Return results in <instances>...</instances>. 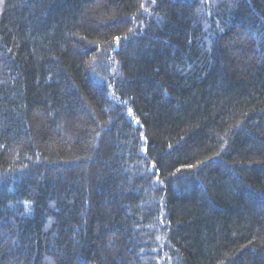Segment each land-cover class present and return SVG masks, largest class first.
I'll use <instances>...</instances> for the list:
<instances>
[{
	"label": "trees",
	"instance_id": "1",
	"mask_svg": "<svg viewBox=\"0 0 264 264\" xmlns=\"http://www.w3.org/2000/svg\"><path fill=\"white\" fill-rule=\"evenodd\" d=\"M0 264H264V0H0Z\"/></svg>",
	"mask_w": 264,
	"mask_h": 264
},
{
	"label": "snow or ice",
	"instance_id": "2",
	"mask_svg": "<svg viewBox=\"0 0 264 264\" xmlns=\"http://www.w3.org/2000/svg\"><path fill=\"white\" fill-rule=\"evenodd\" d=\"M153 2H155V0H153ZM144 7V5L142 4L141 5V8H143ZM129 31H131V29H129ZM116 40H119L120 39V37H116L115 38ZM188 167H193L192 165H188ZM26 204L28 203V202H25Z\"/></svg>",
	"mask_w": 264,
	"mask_h": 264
}]
</instances>
